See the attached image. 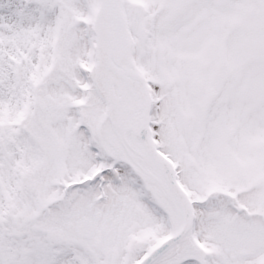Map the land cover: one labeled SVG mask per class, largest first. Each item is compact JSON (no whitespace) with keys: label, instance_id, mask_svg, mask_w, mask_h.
<instances>
[{"label":"snow or ice","instance_id":"obj_1","mask_svg":"<svg viewBox=\"0 0 264 264\" xmlns=\"http://www.w3.org/2000/svg\"><path fill=\"white\" fill-rule=\"evenodd\" d=\"M0 264H264V0H0Z\"/></svg>","mask_w":264,"mask_h":264}]
</instances>
